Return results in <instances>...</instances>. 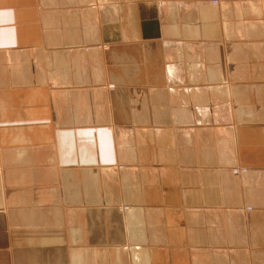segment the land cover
<instances>
[{"label":"crops","instance_id":"crops-1","mask_svg":"<svg viewBox=\"0 0 264 264\" xmlns=\"http://www.w3.org/2000/svg\"><path fill=\"white\" fill-rule=\"evenodd\" d=\"M0 264H264V0H0Z\"/></svg>","mask_w":264,"mask_h":264},{"label":"rangeland","instance_id":"rangeland-1","mask_svg":"<svg viewBox=\"0 0 264 264\" xmlns=\"http://www.w3.org/2000/svg\"><path fill=\"white\" fill-rule=\"evenodd\" d=\"M213 4H216V2L214 1ZM234 170L236 171V174H237L238 171H241L242 173H244L246 169L245 168H239V169H234ZM247 210H249V209H247Z\"/></svg>","mask_w":264,"mask_h":264},{"label":"built area","instance_id":"built-area-1","mask_svg":"<svg viewBox=\"0 0 264 264\" xmlns=\"http://www.w3.org/2000/svg\"><path fill=\"white\" fill-rule=\"evenodd\" d=\"M213 3H214V2H213ZM233 173H234V174H236V171H235V170H233Z\"/></svg>","mask_w":264,"mask_h":264},{"label":"bare ground","instance_id":"bare-ground-1","mask_svg":"<svg viewBox=\"0 0 264 264\" xmlns=\"http://www.w3.org/2000/svg\"><path fill=\"white\" fill-rule=\"evenodd\" d=\"M216 2V1H215ZM238 173V172H237Z\"/></svg>","mask_w":264,"mask_h":264}]
</instances>
